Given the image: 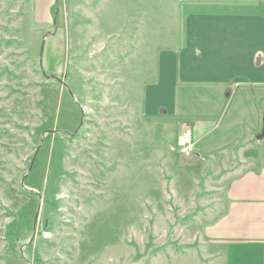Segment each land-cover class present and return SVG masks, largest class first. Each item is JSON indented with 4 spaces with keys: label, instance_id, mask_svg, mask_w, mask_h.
Segmentation results:
<instances>
[{
    "label": "rangeland",
    "instance_id": "374dc122",
    "mask_svg": "<svg viewBox=\"0 0 264 264\" xmlns=\"http://www.w3.org/2000/svg\"><path fill=\"white\" fill-rule=\"evenodd\" d=\"M218 1L240 3L0 0V264H210L201 226L243 154L179 159L174 110L204 105L177 68Z\"/></svg>",
    "mask_w": 264,
    "mask_h": 264
},
{
    "label": "crops",
    "instance_id": "0c3cea01",
    "mask_svg": "<svg viewBox=\"0 0 264 264\" xmlns=\"http://www.w3.org/2000/svg\"><path fill=\"white\" fill-rule=\"evenodd\" d=\"M202 3L186 17L192 33H186L187 41L193 39L194 49L186 51L185 42L177 73L181 85L203 89L192 99L204 105L192 113L174 110L176 120L193 117L190 126L179 121L178 136L183 128L192 129L194 152L188 160L213 161L227 148L229 156L233 147L243 154L241 168L225 186L222 211L201 226L202 251L210 264H264V143L257 145L264 136L256 138L264 125V0H240L238 7ZM192 54L196 61L189 63ZM178 99L175 95V105ZM226 107L231 111L218 123L226 129L211 138L214 117ZM254 145L257 151L251 150Z\"/></svg>",
    "mask_w": 264,
    "mask_h": 264
},
{
    "label": "built area",
    "instance_id": "2783aa9c",
    "mask_svg": "<svg viewBox=\"0 0 264 264\" xmlns=\"http://www.w3.org/2000/svg\"><path fill=\"white\" fill-rule=\"evenodd\" d=\"M176 150L180 155H191L194 152V141L192 139V129L185 127L182 129L176 142Z\"/></svg>",
    "mask_w": 264,
    "mask_h": 264
},
{
    "label": "water",
    "instance_id": "95a60500",
    "mask_svg": "<svg viewBox=\"0 0 264 264\" xmlns=\"http://www.w3.org/2000/svg\"><path fill=\"white\" fill-rule=\"evenodd\" d=\"M263 136H264V125H263L261 132L258 135H256V138L261 139Z\"/></svg>",
    "mask_w": 264,
    "mask_h": 264
}]
</instances>
